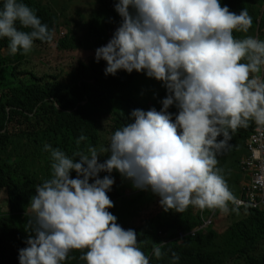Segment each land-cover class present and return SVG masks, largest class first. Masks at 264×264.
Instances as JSON below:
<instances>
[{
  "label": "clouds",
  "instance_id": "9594fccd",
  "mask_svg": "<svg viewBox=\"0 0 264 264\" xmlns=\"http://www.w3.org/2000/svg\"><path fill=\"white\" fill-rule=\"evenodd\" d=\"M114 11L121 23L107 44L95 50L94 59L105 62V75L143 71L168 94L159 111L130 113L131 122L115 130L100 150L108 154L103 162L91 146L69 157L44 145L51 175L30 197L28 214L34 215L26 247L18 250V264H62L70 250H85L80 257L85 264H148L137 234L117 224L111 213L120 200L149 190L166 212L181 213L189 206L227 212L228 202L234 205L241 199L251 182L243 171L250 138L240 164L249 180L239 198H233L215 167L229 130L247 126L249 120L255 121L254 127L264 125V40L232 35L251 27L248 12H231L220 0H116ZM51 38L47 25L21 0H2L0 39L7 40L10 54L27 53L34 41ZM170 106L177 109L174 118L167 112ZM85 139L81 135L77 143ZM113 171L135 189L112 202L107 192L114 183ZM101 172L107 174L99 178ZM201 219L212 218L202 213ZM159 235L162 245L171 241L169 233ZM153 255H162L160 243ZM171 259L176 264L179 257L172 253Z\"/></svg>",
  "mask_w": 264,
  "mask_h": 264
},
{
  "label": "trees",
  "instance_id": "16d2710c",
  "mask_svg": "<svg viewBox=\"0 0 264 264\" xmlns=\"http://www.w3.org/2000/svg\"><path fill=\"white\" fill-rule=\"evenodd\" d=\"M21 2L47 25L52 38L36 40L29 52L16 54H10L7 40L0 39V152L11 146L17 155L31 157L36 163L50 158V153L44 151L45 144L69 157L75 152L86 153L91 146L100 155L98 162H103L108 154L100 150L107 147L111 134L131 122L133 110L154 108L159 111L162 99L168 94L165 87L146 77L143 71L118 70L115 75L104 74L106 64L94 59L95 50L107 44L120 23L109 27L107 21L94 18L92 37L87 44L80 42L70 46L64 37L66 32L61 31V13L42 4V0ZM96 2L101 15L117 14L114 11L116 0ZM220 4L237 14L244 9L252 18L248 31H233V37L253 36L264 40V0H220ZM68 49H83L90 55L63 64L61 53ZM44 51L50 53L51 58L35 61L36 54ZM176 111L175 106L167 109L173 118ZM254 122L249 120L247 126L229 130L230 139L217 153L216 160L244 154L239 150L245 151L246 142L255 129ZM81 135L86 139L77 143ZM106 174L101 172L98 177ZM50 175L49 159L44 177L30 175L19 179L8 167L0 165V191L5 192L8 206L6 212L0 213V264H18V250L26 247L25 241L30 235L27 227L33 217L28 214L30 197L35 194V187ZM75 175L70 172V178ZM110 175L114 183L107 195L113 202L122 197L130 181L116 171ZM137 191L140 192L130 200H120L111 213L117 224L137 234L138 247L148 257V264H172V253L179 257L176 264H264V211L239 209L229 201L225 213L218 208L192 206L181 213L166 212L159 205L158 196L149 190ZM202 213L205 218H212L211 227L205 231L197 229L203 224ZM193 229H197L193 236H178L181 232L189 234ZM159 232L169 233L171 241L162 245ZM218 241L220 251L216 247ZM159 243L162 255L157 258L153 247ZM82 251L85 250H70L62 264H85L80 258Z\"/></svg>",
  "mask_w": 264,
  "mask_h": 264
},
{
  "label": "rangeland",
  "instance_id": "374dc122",
  "mask_svg": "<svg viewBox=\"0 0 264 264\" xmlns=\"http://www.w3.org/2000/svg\"><path fill=\"white\" fill-rule=\"evenodd\" d=\"M43 3L48 5L54 11L61 13V31L62 33L66 32L64 37H67L70 46L77 45L80 42L85 45L87 44V41L92 37L93 29L91 28V25L94 18L107 21L109 27L114 26V23H121V18L118 14L107 16L101 15L96 0H42V4ZM262 36H264V28ZM234 38L236 39V37ZM89 55L90 53L83 49H68L61 53L60 61L61 63L66 64L72 59L86 58ZM51 56L52 55L50 53L45 51L38 52L35 56V61L40 62L47 60L51 58ZM239 151L244 152V154H240L236 157L220 158L217 160V164L215 166L217 169L221 170L220 174L224 177L228 190L231 192L233 198L240 197L242 185L248 182V180L243 176L240 166L242 159L245 157V151L242 149ZM48 159L50 160V158L41 159L34 163L31 157L17 155V152L13 151L11 146H8L5 151L0 152V165L8 167L19 179L30 175L44 177ZM127 189H135L132 187L131 181L128 182L123 191ZM4 199V191H1L0 213L7 211ZM29 213L32 216L34 215L31 211ZM216 247L220 251V241L216 243Z\"/></svg>",
  "mask_w": 264,
  "mask_h": 264
},
{
  "label": "built area",
  "instance_id": "2783aa9c",
  "mask_svg": "<svg viewBox=\"0 0 264 264\" xmlns=\"http://www.w3.org/2000/svg\"><path fill=\"white\" fill-rule=\"evenodd\" d=\"M264 74V72H263ZM247 150L250 158L243 163V171L251 177L250 184L246 187L244 196L234 202L237 208H250L255 211H264V125L256 123L253 135L247 142ZM248 175V176H249ZM212 219L203 220L199 231L211 227ZM197 229L189 234L180 233L182 238L186 235H194Z\"/></svg>",
  "mask_w": 264,
  "mask_h": 264
},
{
  "label": "bare ground",
  "instance_id": "6f19581e",
  "mask_svg": "<svg viewBox=\"0 0 264 264\" xmlns=\"http://www.w3.org/2000/svg\"><path fill=\"white\" fill-rule=\"evenodd\" d=\"M240 209V208H239ZM193 231V230H192ZM192 231H190V232H192Z\"/></svg>",
  "mask_w": 264,
  "mask_h": 264
}]
</instances>
